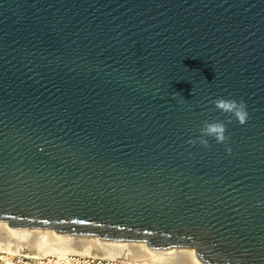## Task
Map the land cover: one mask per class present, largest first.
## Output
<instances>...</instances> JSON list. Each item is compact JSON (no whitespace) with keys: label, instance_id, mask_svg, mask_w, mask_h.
<instances>
[{"label":"water","instance_id":"95a60500","mask_svg":"<svg viewBox=\"0 0 264 264\" xmlns=\"http://www.w3.org/2000/svg\"><path fill=\"white\" fill-rule=\"evenodd\" d=\"M0 221L264 264V0H0Z\"/></svg>","mask_w":264,"mask_h":264},{"label":"bare ground","instance_id":"6f19581e","mask_svg":"<svg viewBox=\"0 0 264 264\" xmlns=\"http://www.w3.org/2000/svg\"><path fill=\"white\" fill-rule=\"evenodd\" d=\"M22 246L28 247L32 255L79 252L108 257L128 255L131 259L144 264H196L192 259L191 248H177L178 260L174 261L175 263L173 260L157 263L143 255L142 242H126L121 248H107L102 247L96 237L75 236L67 241L57 238L52 229L27 228L25 231H17L11 229L7 221H0V248L10 252H21Z\"/></svg>","mask_w":264,"mask_h":264},{"label":"built area","instance_id":"2783aa9c","mask_svg":"<svg viewBox=\"0 0 264 264\" xmlns=\"http://www.w3.org/2000/svg\"><path fill=\"white\" fill-rule=\"evenodd\" d=\"M0 264H144L123 257H108L79 252L32 255L25 252H10L0 248Z\"/></svg>","mask_w":264,"mask_h":264},{"label":"clouds","instance_id":"9594fccd","mask_svg":"<svg viewBox=\"0 0 264 264\" xmlns=\"http://www.w3.org/2000/svg\"><path fill=\"white\" fill-rule=\"evenodd\" d=\"M221 113L228 115V122L230 123L234 117L240 125L247 123L250 114L247 110L246 102L243 100L230 99L225 97H219L214 101H211ZM200 135L195 139L189 141L191 144L199 142L201 145L208 147L209 139L212 138L216 143L222 144L229 140L227 135V124L222 120H205L202 127L199 129ZM226 151L231 153V147H227Z\"/></svg>","mask_w":264,"mask_h":264},{"label":"rangeland","instance_id":"374dc122","mask_svg":"<svg viewBox=\"0 0 264 264\" xmlns=\"http://www.w3.org/2000/svg\"><path fill=\"white\" fill-rule=\"evenodd\" d=\"M22 252H25V253H29V254H31V253H30V249H29L28 247H26V246H22ZM172 260H173L172 262H174V261L176 262V260H178V255H177V256L175 255V256L173 257ZM172 262H171V263H172ZM175 262H174V263H175Z\"/></svg>","mask_w":264,"mask_h":264}]
</instances>
